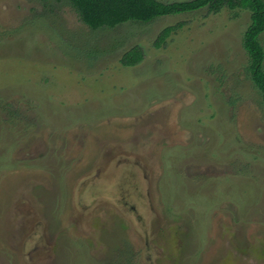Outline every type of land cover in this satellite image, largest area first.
Segmentation results:
<instances>
[{"label":"rangeland","instance_id":"obj_1","mask_svg":"<svg viewBox=\"0 0 264 264\" xmlns=\"http://www.w3.org/2000/svg\"><path fill=\"white\" fill-rule=\"evenodd\" d=\"M249 22L91 29L66 1L0 0V264H264Z\"/></svg>","mask_w":264,"mask_h":264},{"label":"trees","instance_id":"obj_2","mask_svg":"<svg viewBox=\"0 0 264 264\" xmlns=\"http://www.w3.org/2000/svg\"><path fill=\"white\" fill-rule=\"evenodd\" d=\"M66 1L78 14L80 20L91 29L113 28L127 21L148 22L158 16L178 14L207 8L217 13L223 8L247 9L250 22L243 36V46L250 57V74L254 85L261 93L264 102L263 48L258 36L264 31V0H55ZM176 25L163 28L154 45L160 46ZM143 58L141 48L132 47L121 57L124 66L136 65Z\"/></svg>","mask_w":264,"mask_h":264}]
</instances>
